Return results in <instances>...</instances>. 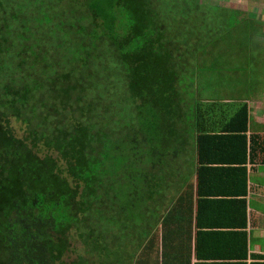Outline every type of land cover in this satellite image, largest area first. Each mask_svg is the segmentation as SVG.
<instances>
[{
    "label": "trees",
    "instance_id": "16d2710c",
    "mask_svg": "<svg viewBox=\"0 0 264 264\" xmlns=\"http://www.w3.org/2000/svg\"><path fill=\"white\" fill-rule=\"evenodd\" d=\"M244 13L200 0H0V264L109 262L114 226L144 232L178 166L191 177L195 150L203 161V137L247 151V101L203 125L228 113L211 94L225 74L212 71L258 64L264 20ZM250 73L227 89L255 90ZM73 235L88 254L69 259Z\"/></svg>",
    "mask_w": 264,
    "mask_h": 264
},
{
    "label": "crops",
    "instance_id": "0c3cea01",
    "mask_svg": "<svg viewBox=\"0 0 264 264\" xmlns=\"http://www.w3.org/2000/svg\"><path fill=\"white\" fill-rule=\"evenodd\" d=\"M246 96L240 99L249 105L247 151L203 137V161L195 150L191 177L183 175L188 167L178 166L175 193L157 200L155 217L148 211L144 252L134 253L130 264H264V102ZM240 99H224L228 113H208L211 121L203 125L228 120ZM238 161H246L245 169ZM174 199L176 217L164 224L161 212Z\"/></svg>",
    "mask_w": 264,
    "mask_h": 264
},
{
    "label": "rangeland",
    "instance_id": "374dc122",
    "mask_svg": "<svg viewBox=\"0 0 264 264\" xmlns=\"http://www.w3.org/2000/svg\"><path fill=\"white\" fill-rule=\"evenodd\" d=\"M200 1H207L209 3H214L223 7L228 8H238L243 10L246 14H249L254 17H259L264 20V0H200ZM244 13V14H245ZM256 40H258L261 43V50H259L256 55H259V58H257L258 64L254 62L251 66L247 68H219L215 71L213 70V75H216L217 72L225 74L226 80L224 81V84L222 85V88L217 91L211 93L213 98L223 99V98H232L234 100L240 98L241 96H251L252 101L256 100H262L264 102V35H256ZM255 71L254 74V80L255 83H257V86L254 88L255 90L251 91L250 84H246L248 88H245L244 90H241L242 92L236 93V89L234 90H228L227 87L229 85L233 84V82L229 81V75L232 76L233 74H239L242 76H245L246 78H250V71ZM190 80V79H189ZM259 82V83H258ZM187 84V83H186ZM205 83L201 82V84L198 82V85L195 84L193 86V89H190L187 87V89L191 92L188 93L197 97L199 94L202 96V88ZM185 85V84H184ZM206 86V84H205ZM197 92V93H196ZM239 94L241 96H239ZM200 96V95H199ZM247 97V96H246ZM242 101V100H241ZM13 124L15 125L16 129L18 131L21 130V124L17 120H13ZM178 171V169H177ZM140 220H138L139 222ZM145 229V228H144ZM114 230L118 232V236L115 238V242L110 243L111 247H114V252L117 254L113 255L111 253L110 260L104 259L106 256L105 254H101L99 256V260L97 264H130L131 262V255L134 253H139L141 249V241L144 240V232L142 226H128L125 228L114 226ZM114 233V232H113ZM73 241V248L68 252V258L69 259H75L78 258L79 254H88L87 248L85 247L84 243L81 241V239L77 238L76 235H73L72 238ZM123 244V247L119 245V247L115 244L117 243ZM128 253L131 255L128 259ZM100 255V254H99Z\"/></svg>",
    "mask_w": 264,
    "mask_h": 264
}]
</instances>
